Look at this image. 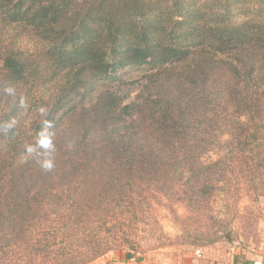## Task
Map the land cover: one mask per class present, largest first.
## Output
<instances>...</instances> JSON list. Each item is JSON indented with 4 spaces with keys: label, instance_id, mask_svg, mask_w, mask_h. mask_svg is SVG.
I'll return each instance as SVG.
<instances>
[{
    "label": "trees",
    "instance_id": "1",
    "mask_svg": "<svg viewBox=\"0 0 264 264\" xmlns=\"http://www.w3.org/2000/svg\"><path fill=\"white\" fill-rule=\"evenodd\" d=\"M13 120L0 131V264L163 246L159 205L185 243L233 241L244 188L264 195V0H0V125Z\"/></svg>",
    "mask_w": 264,
    "mask_h": 264
},
{
    "label": "rangeland",
    "instance_id": "2",
    "mask_svg": "<svg viewBox=\"0 0 264 264\" xmlns=\"http://www.w3.org/2000/svg\"><path fill=\"white\" fill-rule=\"evenodd\" d=\"M144 71V67H126L121 69L119 74L127 79L139 78L143 75ZM102 84L100 87H102ZM59 85L60 81L52 78L47 87H42L43 91H38V93L33 95L32 104L34 105L31 108L33 113H38L41 108L47 107L49 98L58 89ZM118 85L119 82L115 86ZM209 157L212 160L217 155L216 153H212ZM244 189L242 196L240 194L242 198L239 201L240 209L236 208L239 212L235 213L239 215L235 223L238 226V233L234 235L233 241L223 239L210 245L198 247L185 243L183 242L185 240L181 236V225L175 222L174 216L169 209L167 210L165 207L159 205V225L157 228L158 230H163V233H165L163 235L165 237V245L159 246L162 243L155 236L150 240H142L143 250L136 251L124 248L116 251L126 254L127 252L131 253L139 264H194V260H197L200 264H232L233 258L237 254L243 255L244 252L254 249L264 251V195L257 200L254 197L255 194L250 195L247 189ZM233 198L235 199L234 194ZM175 207H177L180 214H186V208L182 204L177 203ZM189 240L186 239L187 242ZM151 245L152 247H157L147 249ZM123 257L120 255L119 258L122 259Z\"/></svg>",
    "mask_w": 264,
    "mask_h": 264
},
{
    "label": "crops",
    "instance_id": "3",
    "mask_svg": "<svg viewBox=\"0 0 264 264\" xmlns=\"http://www.w3.org/2000/svg\"><path fill=\"white\" fill-rule=\"evenodd\" d=\"M120 255L124 257L121 259L119 258ZM134 258L135 256L128 252L126 254L124 252L111 251L88 264H139ZM193 262L194 264H200L197 260ZM232 264H264V251L254 249L244 252L243 255L237 254L233 258Z\"/></svg>",
    "mask_w": 264,
    "mask_h": 264
},
{
    "label": "clouds",
    "instance_id": "4",
    "mask_svg": "<svg viewBox=\"0 0 264 264\" xmlns=\"http://www.w3.org/2000/svg\"><path fill=\"white\" fill-rule=\"evenodd\" d=\"M40 112L42 114H46V109L41 108ZM45 124V130L41 132L40 134V141H39V147L44 149V159L41 160L39 163L42 168L44 169H51L54 166V158L52 157V153L54 152V143L52 139V133L47 131V129H50L52 127L51 123L48 121H44ZM15 127V121H10L7 123H4L0 125V131H3L4 133H8ZM35 149L32 146H28L26 151L31 154Z\"/></svg>",
    "mask_w": 264,
    "mask_h": 264
}]
</instances>
